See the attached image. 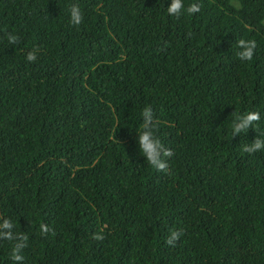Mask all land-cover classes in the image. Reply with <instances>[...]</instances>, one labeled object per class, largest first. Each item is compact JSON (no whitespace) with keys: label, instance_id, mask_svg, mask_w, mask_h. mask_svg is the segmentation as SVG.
<instances>
[{"label":"trees","instance_id":"16d2710c","mask_svg":"<svg viewBox=\"0 0 264 264\" xmlns=\"http://www.w3.org/2000/svg\"><path fill=\"white\" fill-rule=\"evenodd\" d=\"M168 3L0 0V223L27 237L0 264H264V149L243 150L264 140V0ZM146 106L163 170L136 144Z\"/></svg>","mask_w":264,"mask_h":264},{"label":"clouds","instance_id":"9594fccd","mask_svg":"<svg viewBox=\"0 0 264 264\" xmlns=\"http://www.w3.org/2000/svg\"><path fill=\"white\" fill-rule=\"evenodd\" d=\"M182 10L186 11L188 14H193L199 11V5L197 3H191L185 9L183 0H169L166 11L169 15L178 16L181 14ZM70 20L73 25H79L82 20V14L78 6L73 5L70 9ZM239 46L242 47V51L239 53L241 60H250L253 55V49L255 47L254 41H244L238 42ZM35 53L29 52L26 56L28 61H33L35 59ZM142 116V130L136 135V144L138 150L142 153L144 160L148 165L155 169L163 170L167 167V161L165 157L171 156V151L164 148L160 139L154 134L153 131V120L154 114L150 106H146L141 111ZM260 114L255 111H249L243 115H237L230 124V134L232 136H237L241 133L247 132V130L253 126L254 121H258ZM264 149V140L256 138L249 144L243 146V150L246 152H255ZM14 225L9 220H4L0 223V237L8 240H15L16 242L12 248V259L14 261H22L23 256L20 254L21 250L26 246L27 237L13 232ZM40 229L42 232H46L47 226L41 224ZM6 230V231H4ZM179 236V233L172 231L167 237V243L171 244Z\"/></svg>","mask_w":264,"mask_h":264}]
</instances>
